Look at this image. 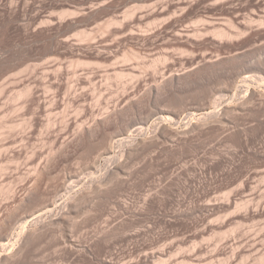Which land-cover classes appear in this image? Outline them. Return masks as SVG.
I'll return each mask as SVG.
<instances>
[{"label": "rangeland", "instance_id": "obj_1", "mask_svg": "<svg viewBox=\"0 0 264 264\" xmlns=\"http://www.w3.org/2000/svg\"><path fill=\"white\" fill-rule=\"evenodd\" d=\"M156 1L0 0V91H2L0 93H3L0 94V126L5 128L0 127V224L12 211L16 212L14 213L16 219H11L14 228L12 239L14 240L10 241V246L17 243L26 225L31 226L32 221L28 217L42 208L39 207V205L43 206L40 201L46 197L43 201L46 202L47 197L51 196L50 193H53L64 181L65 176L73 175L74 179L69 184V191L63 192V196L60 194V197L56 198L59 202L57 206L52 207L55 209L53 217L57 215V211L60 213L61 203L63 202L64 205V200L70 199L68 196H73L81 189H86L94 178H100L107 168L114 166L111 163L112 160L105 161L107 156L104 154L103 146L101 148L99 145L92 150L74 148L75 145L70 146L69 141H73L72 139L78 133L79 124L84 125L85 123L84 127L86 125L88 127L98 119V116L102 117L104 113L114 109L120 110L124 106L128 107L125 103L129 104L127 102H130L132 98L130 104L133 100L140 99L146 91L148 92V89L153 88L156 83L159 84L169 74L189 72L193 70V67L195 69L211 59H231L233 56H240L239 59L237 58L238 61L236 60L238 63L229 62L232 64H230L231 67L227 64V70H223L225 74H222V71L209 74L175 95V98L179 95L177 96L178 108L175 110L179 109L181 115L178 120L179 124L176 125L175 122L172 124L184 128L188 119L194 118V121L196 119L198 121V118L204 116L205 105L212 111H222L229 103L240 100L242 94L245 93L243 90V92L241 90L226 92L231 88L233 79L236 80L235 78L241 76L240 80L237 79L241 83L245 73H255L249 71L250 64L247 63L264 62V51L260 52V49L264 50V25H262L263 28L259 27L261 24L259 21L264 17V3L262 2L264 0H261V4L260 0H236V2L233 0H214L215 2L213 0H187V3H190L189 7L186 6L187 10L179 9L177 13L170 15L171 18L168 16L157 19L150 16L145 18L146 21L143 23H138L139 26L134 18L125 19L127 12L135 9V13L138 9L139 14L145 13L146 10L150 12L152 8L149 10L147 7L155 4ZM207 1L214 5L211 6ZM236 8L239 11L235 10ZM180 11L181 14H179ZM235 12L243 15H238L239 19H242L241 23L238 17L233 15ZM180 17L184 22L181 25L182 18ZM114 19L115 22H125L127 26L130 24L129 28L120 30L119 25L118 27L114 25L111 29H101L102 26L103 28L108 26L111 21L114 22ZM125 20H130V22ZM169 20L171 25L175 21L178 25L175 23L177 27L168 26L171 29L166 27L165 29L169 30L166 32L162 27ZM230 21H234L235 25L239 23L237 28L243 29H241L240 38L238 36L236 41V37L234 41L233 39L220 40L217 37V31L221 29L229 32L234 30L233 33H238L236 27L231 28ZM74 23H77L75 27L72 26ZM177 29L183 34L191 31V37L190 33L187 34L190 38L181 35L176 37L175 35L179 33ZM195 29L198 31L196 34H194ZM158 30L157 37L152 35ZM172 30L177 31V34ZM82 32L94 33L91 38L94 40L85 38L84 42ZM139 52L142 60L128 59L130 61L128 62L125 59L127 58L125 56ZM164 56L168 57V61H163ZM159 57L162 61L158 63ZM72 61H78L76 62L78 68ZM70 63L72 68H70ZM78 63L88 65L82 64L81 67L79 64V67ZM151 65L157 66V70ZM232 67L235 68L232 69ZM232 70L235 73L239 70L238 73L243 75L236 73L237 77L235 73L232 74ZM121 71L123 74L125 72L126 77L128 75V79L124 76L118 78L120 80L116 78L115 73H121ZM22 72L24 75H20ZM227 76L228 79L233 78L232 82L227 79ZM77 77L80 80L79 84L77 83V92L74 91L71 94L65 87L71 81L73 84L76 83ZM24 86H32L34 91L32 98L22 99V101L18 99L19 101L15 102L17 99L14 97L18 94L15 93L16 90L19 92ZM154 97H151L149 101H152H147V104L145 103L146 105L144 104L140 110L130 112L127 119L123 120L124 122L119 121L118 124L106 130V135L116 136L115 140L124 137L129 140H125L126 143L123 144H116L112 156L118 158L128 148L127 145L131 146L135 143L134 139H129L132 138L131 136L134 135L133 137L137 138L139 135H152L156 122H160L157 118L165 115L162 112L170 107L168 106L169 100L168 102L167 99L164 100L165 97H157L160 100ZM164 105L166 109L163 108ZM187 115L190 118H187ZM241 115L236 114L234 116L236 123L225 128L223 132L215 128L200 132L201 134L191 132L190 138L186 144L184 143V154L181 161L169 153L168 149L160 150L155 156L154 154H142L139 158H135V165L132 166L136 169L134 167L131 168L133 171L130 169L132 176L126 178L125 186H112L113 189L111 187L110 190L106 189L110 193L105 194L106 197L96 199V196H92L87 199L88 202H85L86 200L79 202L82 203L77 204L80 209L79 207L76 209L78 211L72 214L69 221L62 226L63 228L53 229L54 232L52 231L51 235L47 232L49 236L44 233L45 237L42 232L40 241L38 240L25 256L27 260L24 259L23 261H26L20 264H114L113 261L117 264L123 263L122 260L136 263L145 254L152 255L153 253L160 257V260L162 259L160 262L159 258H156L158 260H155L153 264H164L165 261V264H224L225 262L226 264H261V262L264 264V115ZM48 120L51 126H47ZM140 123H146L144 130L146 133L143 131L142 135V131L136 132V127H139ZM14 125H18L15 130L11 129ZM253 125L259 131L255 132L256 134L250 132L251 137L249 134L247 143L234 139L235 129H244ZM63 146H68L66 148L68 152L65 155L59 153ZM99 147L100 150H98ZM51 155L55 160L57 159V162L51 168L52 175L46 177L41 183L42 192L39 197L41 199L36 201L40 203H34V206L29 207L30 209L26 207L19 208L22 211L19 210L17 208L19 199L23 198L28 193L27 190L36 184L38 168L41 170ZM94 158L99 161L97 162ZM94 162H97V165L93 167ZM183 167L184 172L181 174ZM48 190L52 192L49 193ZM49 198L52 199V197ZM100 198L105 202L102 199L100 202ZM228 203H231V206ZM219 206H221L220 209H218ZM87 207L91 210L89 211ZM179 212L182 215L184 213V216L181 217ZM34 224H36L35 221ZM34 224L32 225L35 226ZM108 230L110 234L112 233L110 236L112 238L106 240L102 238V234L109 232ZM68 238L71 239V243L66 241ZM11 247L10 249H13ZM0 249V254L4 253L2 252L4 248L0 246Z\"/></svg>", "mask_w": 264, "mask_h": 264}, {"label": "bare ground", "instance_id": "obj_2", "mask_svg": "<svg viewBox=\"0 0 264 264\" xmlns=\"http://www.w3.org/2000/svg\"><path fill=\"white\" fill-rule=\"evenodd\" d=\"M204 1V0H203ZM214 1V0H213ZM216 1V0H215ZM214 1V2H215ZM221 1V0H220ZM229 1H232V0H229ZM228 1V2H229ZM233 1H235L236 2V0H233ZM208 2V1H207ZM261 2V0L259 1V3ZM263 3H264V1H262ZM104 3V2H103ZM209 3V2H208ZM212 2H210L209 4L211 5V6H213L214 5V3L213 4H211ZM230 3H232V2H230ZM262 3V4H263ZM189 4L190 3H187V0H157L156 1V3L155 4H153V5H150L149 7H147V6H145V8L147 7V9H151L152 8V10H150V12H148L146 9V11H144L145 13H138V9H137V13H135V10L134 11H132V12H127V14H126V17L127 18H125V19H129L130 18V20H132L133 18H134V20H135V22L137 23V25L139 26L140 24H138V23H143L144 21H146V19H147V17H156L157 19L158 18H160V17H162V18H165V17H170V15L172 14V15H174L173 13L174 12H176L177 10H187L186 9V6L188 5V7H189ZM216 4H217V2H216ZM215 4V5H216ZM235 4V3H234ZM261 4V3H260ZM101 5V4H100ZM264 5V4H263ZM262 5V6H263ZM151 6H153V7H151ZM261 6V7H262ZM93 7H94V5H93ZM113 7V6H112ZM142 7H143V5H142ZM191 7V6H190ZM264 8V7H263ZM132 9V8H131ZM141 9V8H140ZM144 9V7L142 8V10ZM235 10H238L237 8L235 9ZM234 10V11H235ZM91 11V10H90ZM131 11V10H130ZM239 11V10H238ZM139 12H140V10H139ZM146 12H148V13H146ZM63 13V12H62ZM69 13V12H68ZM177 13V12H176ZM234 13V12H233ZM236 13L237 12H235V14H233V15H235V16H237L238 17V13H237V15H236ZM264 13V12H263ZM179 14H181V11H180V13ZM241 14V13H240ZM90 15V14H89ZM264 15V14H263ZM60 16H61V14H60ZM62 16H64L63 14H62ZM67 16V15H66ZM65 16V17H66ZM78 16V14L76 15V17ZM88 16V15H87ZM239 16H243V15H239ZM90 17V16H89ZM131 17H132V19H131ZM236 17V18H237ZM246 17V16H245ZM244 17V18H245ZM261 17V16H260ZM88 18V17H87ZM146 18V19H145ZM171 18V17H170ZM169 18V19H170ZM182 17H180V19H181ZM235 18V17H234ZM73 19V18H72ZM83 19V18H82ZM145 19V20H144ZM149 19V18H148ZM168 19V18H167ZM167 19H166V21H167ZM179 19V18H178ZM179 19V20H180ZM238 19H239V17H238ZM253 18H251V20H252ZM61 20V19H60ZM79 20V19H78ZM111 20H113V19H111ZM130 20H125V21H129L130 22ZM162 20V19H161ZM160 20V21H161ZM177 20V19H176ZM178 20V21H179ZM234 20V19H233ZM240 20H242L241 18L238 20L239 21V23H241V21ZM250 20V19H249ZM87 21V20H86ZM110 21V20H109ZM175 21V20H174ZM180 21H181V23H180ZM179 21V23H180V25L181 24H183L184 22H183V18H182V20H180ZM237 20H235V22H236ZM257 21V20H256ZM51 22V21H50ZM80 22H82V21H80ZM158 22V21H157ZM183 22V23H182ZM234 21H230L229 22V24H230V26H231V28H233V27H236V31H238V33L236 32V33H233V32H235L234 30H233V32H229L228 30L227 31H225V29H221V30H219V31H217V37L218 38H220V40H232V41H234V38H235V41L238 39V36H239V38H240V35L242 34V32H241V29L239 30L238 28H237V24L239 25V23H236V25L234 24L235 23ZM244 22V21H243ZM261 24L259 25V27L260 26H262V25H264V17L263 18H261L260 19V21H259ZM159 23V22H158ZM175 23H176V21H175ZM175 23L173 24V25H171L172 23L170 22V20H169V22H167V23H164V24H166L165 26H163L162 28H163V30L167 27V29L169 28L168 26H175ZM250 23H252V22H250ZM107 24V23H106ZM105 24V25H106ZM127 24V23H126ZM155 24H156V22H155ZM154 24V25H155ZM228 24V25H229ZM243 24V23H242ZM242 24H240V25H242ZM254 24V23H253ZM77 25V23H74L72 26H76ZM81 25V24H80ZM114 25H115V27H118V25L120 26V30H125V29H127V28H129V25L127 26V25H125V22H120V21H116L115 22V19H114V22H112L111 21V23H108V26H104V28H103V26H102V28L101 29H105V28H110L111 29V26H113L114 27ZM135 26H136V24H134ZM176 25H178L177 23H176ZM251 25V24H250ZM249 25V26H250ZM134 26V27H135ZM82 27H83V24H82ZM154 27V26H153ZM175 27H177V26H175ZM247 27V26H246ZM77 28V27H76ZM158 27H156V29H157ZM261 28H263V26L261 27ZM100 29V30H101ZM167 29H165L164 31H169V30H167ZM169 29H171V28H169ZM175 29V28H174ZM106 30V29H105ZM114 30V29H113ZM116 30V29H115ZM184 30V29H183ZM182 30V31H183ZM196 30V29H195ZM194 30V31H195ZM243 30V29H242ZM110 31V30H109ZM162 31V30H161ZM173 31V30H172ZM177 31L179 32V30L177 29ZM177 31H173V32H175V34H177ZM245 31V30H244ZM244 31H243V33H244ZM101 32V31H100ZM106 32V31H105ZM151 32H152V30H151ZM150 32V33H151ZM180 32H181V30H180ZM178 33L177 35H175L176 37L178 36V37H180V35L183 37V36H186L187 37V34H189L190 35V37H191V31L188 33H186V34H183L182 32V34L181 33ZM185 32V31H184ZM193 32V31H192ZM83 33V32H82ZM158 33H159V30L158 31H154L153 32V34L152 35H154L155 37H157L158 36ZM162 33H163V31H162ZM196 33H198V31L196 30L195 31V33L194 34H196ZM103 34V33H102ZM201 34V33H200ZM92 35H94V33H90V34H88V32H86V33H83V35H81L82 36V39H83V41L85 40L86 41V39H91L92 38ZM189 35H188V37L187 38H190L189 37ZM199 35V34H198ZM197 35V36H198ZM215 35V34H214ZM244 36V35H243ZM94 37V36H93ZM86 38V39H85ZM159 39V38H158ZM217 39V38H216ZM92 40V39H91ZM90 40V41H91ZM94 40V39H93ZM92 40V41H93ZM84 41V42H85ZM87 41H89V40H87ZM89 41V42H90ZM218 41V40H217ZM228 41H226V42H228ZM81 43V42H80ZM87 43V42H86ZM219 43V42H218ZM230 43V42H229ZM84 46V45H83ZM94 46V45H93ZM72 47V46H71ZM90 47V46H89ZM106 47V46H105ZM109 48V47H108ZM96 49V48H95ZM106 49H107V47H106ZM110 49V48H109ZM262 49H263V47H262ZM259 50V49H258ZM261 51H264V50H261L260 49V52ZM102 52V51H101ZM98 54V53H97ZM126 54V53H125ZM132 54V53H131ZM131 54L128 56H125V57H127V58H125L126 60H142L141 59V54H140V52L139 53H134V55L132 54V56H131ZM251 54H253V53H251ZM258 54V53H257ZM99 55V54H98ZM245 55V54H244ZM256 55V54H255ZM161 57V56H160ZM159 57V58H160ZM238 57H240V56H238ZM238 57H235V56H233V58H231V59H221V58H217V60H208L204 65H200V66H197L195 69H194V67L192 68L193 70H189V72L188 71H184L183 73H175V74H169V76L167 77L166 75V78H164V79H162L163 81H159L158 83L159 84H157L156 83V85L152 88L151 87V89L149 90L148 89V92L146 91V94H144V96L142 95V97L140 98V99H137V100H133V102L130 104V102L132 101V99H131V101L129 102H127L126 100V102L127 103H129V104H126L125 103V105H128V107L127 106H124V107H122L121 109L119 108V106H118V108L120 109V110H113V111H109L108 113H104L103 114V116L102 117H97L98 119L91 125V124H89L88 125V127H87V125H86V127H84V125H85V123H84V125L83 124H81V125H83V127L79 124V130H78V133L76 134V136L72 139L73 141H69L70 142V146L72 145H75L76 147H74V148H77V147H80V148H87V149H91L92 150V148H94V147H97V146H101V148H102V146H103V149H104V154L107 156V160H105V161H108V160H112L113 162H111V163H113V165L114 166H111L110 168H105L106 169V171H105V173L101 176L100 174V176H98V177H100V178H98V179H96V178H94L93 179V181H91V184L90 185H88V187L85 189L84 188V190L83 189H81V191L80 192H78L77 193V191H76V193L77 194H75V195H73V196H68V197H70V199L69 200H67V201H65L64 200V205L61 203V205H62V210H60V213H58L59 211H57V215H54V217H53V213H54V210L55 209H52V207L54 206V205H56L57 206V204H58V202L59 201H57L56 200V198L61 194L62 196H63V192L65 193V192H68L69 191V189H70V185L69 184H71L70 182H71V180H73L74 178H72V176H65L66 178H63L64 179V181H62L61 182V184L59 185V186H57V188L55 189V191H53V193H50V191L48 190V192L51 194V196H48L47 198H48V200L46 199V202H43L44 200H45V198H44V200L42 199V201H40V199L41 198H39L40 197V192H42L41 191V183H42V181L46 178V177H48V176H50V175H52L51 173V171H52V167H54V165H56V160L53 158V156L51 155V158H49L48 160H47V163H46V165L45 166H43L42 167V169L41 170H39V168H38V171L36 172V177H37V182H35L36 184L33 186V185H31V186H33L30 190H27L28 191V193L27 194H25V196L23 197V198H20L19 199V201H18V204H17V208L19 209V208H21V209H23V208H26V207H31L34 203H38V202H36L37 200H39L40 202V204H42L43 203V206L41 205H39V207H42V208H40L39 210H36V211H38V212H35V213H32V215H30L29 217H28V219H30V221H32V224H34V221H35V223L36 224H34L35 226H33L32 224H31V226L30 227H28V225H26L25 226V228H23V232H22V234H21V236L20 235H18V236H20L18 239H17V243L16 244H14L12 247L10 246V241H12V240H14V239H12V236L14 235V228H13V226H12V222H11V219L13 220V219H16V217L14 216L15 214L14 213H16V212H14L13 213V211H12V213L4 220V221H2V223L0 224V246L2 247V248H4V250L2 251V252H4V253H2V254H0V264H20L21 262L23 263V262H25L27 259H26V255H27V253L29 252V249L31 248V247H33L37 242H38V240L40 241V236H41V233L43 232V234L44 233H46V236L48 235L47 234V232H49L50 233V235H51V233H52V231L54 232V230L57 228H61L64 224H66L67 223V221H69V218H71L72 217V214H74L75 212H77L76 211V209H78V203L79 202H82V201H84V200H86L85 202H88V200L87 199H89L90 197L92 198V196H96L97 198L96 199H98V197H106L105 196V194H110V193H108V191L106 190V189H108V190H110L111 188L113 189V187L112 186H119V185H126L125 184V180H126V178L128 179L129 177H130V175L132 176V174H131V171H130V169L132 168V167H134V166H132L133 164H134V160H135V158H139V156L141 155L142 156V154L143 155H150V154H154V156L155 155H157L158 154V152L160 151V150H163V149H168V151H169V153H171L178 161H181L183 158H182V155L184 154V143L186 144V141L188 140V138H190L189 137V135L191 134V132H194V133H202V132H204V131H207V130H209V129H211V128H213V130H214V128L215 129H217L218 131H224V130H226L227 129V127H230V125H232V124H234V123H236L235 121H234V116H236V114H244V115H251V116H258V115H264V62H258L257 61V63L255 64V63H253V64H255V65H253V64H251L250 62L249 63H247L249 66H250V68H249V71H254L255 73H253V72H247V73H245L244 74V76L242 77V80H241V83L240 82H238L239 80H240V77H238L237 76V74L236 73H238V71L235 73V71L233 72V70H232V74L233 73H235L236 74V76L238 77V78H235V76H231L230 75V77H234L236 80H234L233 78H231V79H233V82H232V80L230 79V77H229V79H228V76H227V79L230 81L231 80V82H232V86H231V88L228 90V91H226V92H229L230 93V91L232 92V91H240L241 90V92H245V93H243L242 94V98L240 97V100H237V101H233V102H231V103H229L227 106H226V108L225 109H223L222 111H212V110H210V108H206L205 106H207V105H205L204 106V116L202 117V118H198V121H197V119H196V121H194L193 119V121L192 120H189L188 119V121L185 123V127L184 128H180L179 126L178 127H176V125L177 124H179V122H178V120H180V113H181V111L179 112L178 110L179 109H177V110H175L176 108H178V105H177V102L179 101V100H177V96H179V95H177L176 96V98H175V95L176 94H178L179 92H181L184 88H186L187 86H190L191 84H195V83H197V82H199L202 78L204 79V77L206 76L207 77V75H209V74H213V73H218V72H220V71H222L223 72V70L224 71H226L227 69H226V67H227V64L230 66V64H229V62H235L236 60L238 61ZM253 57H255V56H253ZM261 57V56H260ZM162 58V57H161ZM159 59V61L157 60V62L159 63L160 61H162V59ZM168 58V57H167ZM165 56H164V60L163 61H168V59H167ZM238 58V59H237ZM256 58V57H255ZM246 59V58H245ZM128 60V62H130ZM253 60V59H252ZM79 61V60H78ZM78 61H75V62H73L72 61V63H76V62H78ZM125 61V60H124ZM236 61V62H237ZM12 62V61H11ZM80 62H81V60H80ZM248 62V61H247ZM256 62V61H255ZM13 63V62H12ZM85 63V62H84ZM84 63H78V65L80 64L81 65V67L83 66V65H86V64H84ZM155 63H156V61H155ZM163 63V62H162ZM166 63V62H165ZM238 63V62H237ZM259 63V66L257 65ZM9 64V63H8ZM83 64V65H82ZM149 64V63H148ZM234 65H235V63H233ZM73 65V64H72ZM77 65V63L75 64V66ZM80 65H79V67H80ZM88 65V64H87ZM156 65V64H155ZM232 65V64H231ZM238 65V64H237ZM239 65H240V63H239ZM1 66V65H0ZM5 66V65H4ZM9 66V65H8ZM70 66H71V63H70ZM144 66V65H143ZM146 66V65H145ZM144 66V67H145ZM152 66V65H151ZM154 66V65H153ZM152 66V68H156L157 66H155V67H153ZM29 67V66H28ZM35 67V66H34ZM61 67V66H60ZM74 67V66H73ZM77 67V66H76ZM160 67V66H159ZM231 67V66H230ZM236 67V66H235ZM235 67H232V69L233 68H235ZM238 67V66H237ZM13 68V67H12ZM11 68V69H12ZM29 68H31V67H29ZM59 68V67H58ZM62 68V67H61ZM70 68H72V66L70 67ZM78 68V67H77ZM146 68H147V66H146ZM150 67H148V69H149ZM229 68V67H228ZM25 69H28V68H25ZM34 69V68H33ZM74 69V68H73ZM76 69V68H75ZM142 69H143V67H142ZM145 69V68H144ZM226 69V70H225ZM230 69V68H229ZM237 69V68H236ZM251 69V70H250ZM6 70V69H5ZM61 70V69H60ZM146 70V69H145ZM153 70V69H152ZM156 70H157V68H156ZM158 70H159V68H158ZM34 71V70H33ZM32 71V72H33ZM51 71V70H50ZM54 72H55V70H53ZM52 71V72H53ZM56 71H58V69L56 70ZM142 71V70H141ZM229 71V70H228ZM1 72V71H0ZM20 72V71H19ZM26 72V71H25ZM49 72V71H48ZM53 72V73H54ZM55 73H57V72H55ZM60 73V72H59ZM120 72H118V73H115V75L117 74V76H116V78L118 79V78H121V77H126V74H125V72H124V74L122 73V71H121V73L119 74ZM155 73H157L156 71H155ZM159 73V72H158ZM230 74H231V71L229 72ZM17 74V73H16ZM45 74V73H44ZM46 74H47V72H46ZM219 74H221V73H219ZM222 74H225L224 72L222 73ZM234 74V75H235ZM238 74H240V73H238ZM20 75H24L23 74V72H22V74H20ZM108 75V74H107ZM114 75V76H115ZM135 75V74H134ZM137 75V74H136ZM240 75H243L242 73L240 74ZM16 76H18V75H16ZM110 76V75H109ZM215 76H217V75H215ZM57 77V76H56ZM111 77V76H110ZM129 77H130V74H129ZM131 77H132V74H131ZM134 77V76H133ZM136 77V76H135ZM223 77V76H222ZM76 78V77H75ZM78 79H77V81L79 80V77H77ZM113 78V77H112ZM127 79H128V75H127V77H126ZM136 78H138V76L136 77ZM14 79V78H13ZM114 79V78H113ZM123 80H124V78H122ZM226 79V78H225ZM237 79H239V80H237ZM110 80V79H109ZM118 80H120V79H118ZM135 80V79H134ZM76 81V83H74L73 84V82L71 81V83H69V84H67V87H65L66 88V90H67V92H69V93H71L72 94V92L74 93V91H76V87H78V84H79V82H80V80L77 82ZM122 81V80H121ZM157 82V81H156ZM222 82H223V80H222ZM14 83V82H13ZM78 83V84H77ZM130 83V82H129ZM131 83H132V81H131ZM220 83V82H219ZM224 83V82H223ZM27 84V83H26ZM82 84V83H81ZM128 84V83H127ZM133 84V83H132ZM226 84V83H225ZM125 86V85H124ZM220 86H222V85H220ZM228 86H230L229 85V83H228ZM49 87H50V85H49ZM194 87V86H193ZM192 87V88H193ZM224 87V86H223ZM47 88V87H46ZM219 88V87H218ZM227 88H229V87H227ZM227 88H226V90H227ZM3 89V88H2ZM1 89V90H2ZM5 89V88H4ZM16 89V88H15ZM125 89V88H124ZM189 89V88H188ZM211 89V88H210ZM222 89V88H221ZM19 90V89H18ZM46 90H49V89H46ZM185 90V89H184ZM198 90V89H197ZM225 90V89H224ZM243 90V91H242ZM50 91V90H49ZM48 91V92H49ZM190 91V90H189ZM217 91V90H216ZM238 91V92H239ZM0 92H2V91H0ZM10 92V91H9ZM33 88H32V86H24V88L21 90H19V92H17V90H16V92L15 93H18V94H16L15 96L16 97H14V99H17L16 101L14 100V99H12V100H14L15 102H17V101H19L18 99H21V101H22V99H31L32 98V96H33ZM77 92V91H76ZM225 92V93H226ZM5 93V92H4ZM68 93V94H69ZM211 93V92H210ZM224 93V92H223ZM0 94H3V93H0ZM12 94V93H11ZM10 94V95H11ZM13 94H14V90H13ZM70 94V95H71ZM201 94V93H200ZM203 94V93H202ZM215 94V93H214ZM211 95V94H210ZM225 95V94H224ZM240 95H241V93H240ZM5 96V95H4ZM75 96V95H74ZM83 96V95H82ZM153 96H155L154 97V99L155 98H157V97H159V98H161V97H165V99L164 100H166L167 99V102H168V100H169V105L168 106H170V107H168L167 109L165 108L166 106L164 105L163 106V108H165L166 109V111L165 112H162L163 114L165 113V115H163V116H161V117H159V118H157V119H159V121L160 122H156V126H155V129H153V133H152V135L150 136L149 134H148V136H145V135H143V136H137V138L136 137H133V136H131L132 138H129V139H134L133 141H135V143H133V144H131V146L129 145H127V147L128 148H126V150H124L122 153H121V155L120 156H118V158L116 157V156H112V152H113V149L115 148V145L116 144H123L124 142L126 143V141L128 140H126V138L124 137V138H121V139H117V140H115V137H113L112 135L110 136V134H107L106 135V130L110 127V126H114L117 122H121V121H123L124 119L126 120L127 118V116H129L128 114H130V112H134L135 110H140V108L147 102V101H149L150 99H151V97H153ZM190 96H191V94H190ZM193 96V95H192ZM201 96V95H200ZM206 96V95H205ZM212 96H213V93H212ZM211 96V97H212ZM226 96V95H225ZM12 97V96H11ZM167 97V98H166ZM168 97H169V99H168ZM175 98V100H173L174 98ZM211 97H209V98H211ZM159 98H157V99H159ZM7 99H8V97H7ZM180 99V98H179ZM238 99V98H237ZM160 100V99H159ZM177 100V101H176ZM205 100V99H204ZM211 100H212V98H211ZM11 101V100H10ZM55 101V100H54ZM69 101V100H68ZM124 101V102H125ZM152 101V100H151ZM151 101H149V102H151ZM156 101V100H155ZM158 101V100H157ZM162 101V100H161ZM208 101V100H207ZM7 102V101H6ZM24 102V101H23ZM31 102V101H30ZM166 102V103H167ZM184 102V101H183ZM205 102H206V100H205ZM211 102H213L214 103V101H211ZM210 102V103H211ZM26 103V102H25ZM70 102H68V104H69ZM180 103V102H179ZM178 103V104H179ZM213 103H212V105H213ZM5 104V103H4ZM17 104V103H16ZM19 104V103H18ZM67 104V105H68ZM124 104V103H123ZM147 104V103H146ZM145 104V105H146ZM158 104H159V102H158ZM20 105V104H19ZM22 105V104H21ZM39 105V104H38ZM71 105V104H70ZM180 105V104H179ZM211 105V106H212ZM23 106V105H22ZM161 106H162V104H161ZM161 106H160V108H161ZM182 106V105H181ZM209 106V105H208ZM17 107H19V106H17ZM16 107V109L18 110V108ZM21 107V106H20ZM72 107V106H71ZM70 107V108H71ZM127 107V108H126ZM23 108V107H22ZM37 108V107H36ZM79 108H81V107H79ZM158 108V107H157ZM180 108V107H179ZM182 108V107H181ZM12 109V108H11ZM26 109V108H25ZM173 109V110H172ZM14 110V109H13ZM16 110V111H17ZM78 110V109H77ZM80 110V109H79ZM153 110V109H152ZM161 110V109H160ZM175 111V112H172V111ZM183 110V109H182ZM217 110H219V109H217ZM20 111H21V109H20ZM185 111V110H184ZM35 112V111H34ZM80 112V111H79ZM153 112V111H152ZM159 112V111H158ZM66 113V112H65ZM157 113V112H156ZM24 114H25V112H24ZM134 114V113H133ZM148 114V113H147ZM157 115H158V113H157ZM160 115V114H159ZM191 115V114H190ZM241 115V116H242ZM188 116V115H187ZM192 116V115H191ZM18 117V116H17ZM21 117V116H20ZM66 117V116H65ZM149 117V116H148ZM193 117V116H192ZM237 117H238V115H237ZM67 118V117H66ZM100 118V119H99ZM186 118V117H185ZM187 118H190V116H188ZM186 118V119H187ZM262 118V117H261ZM23 119H24V117H23ZM31 119H32V117H31ZM78 119V118H77ZM96 119V118H95ZM236 119V118H235ZM11 120H13V119H11ZM16 120V119H15ZM149 120V119H148ZM25 121H27L26 119H25ZM24 121V122H25ZM64 121V120H63ZM81 121V120H80ZM130 121V120H129ZM147 121V120H146ZM186 121V120H185ZM260 121V120H259ZM65 122V121H64ZM124 122V121H123ZM176 123V125H173V124H175ZM30 122H28V124H29ZM53 123V122H52ZM62 123V122H61ZM76 123V122H75ZM125 123H127V122H125ZM173 123V124H172ZM264 123V122H263ZM2 124V123H1ZM4 124V123H3ZM18 124V123H17ZM24 124V123H23ZM66 124V123H65ZM69 124V123H68ZM88 124V123H87ZM118 124V123H117ZM123 124V123H122ZM141 125H139V127H136V132H140V131H142L141 132V135H142V133H143V131L145 130V124L146 123H140ZM261 124V123H260ZM7 125V124H6ZM8 125H9V123H8ZM52 124H51V122L49 123V120H48V125L47 126H51ZM263 125V124H262ZM10 126V125H9ZM18 125H14V126H12L11 127V129L12 128H14V130L16 129V127H17ZM22 126V125H21ZM29 126V125H28ZM67 126H69V125H67ZM130 126V125H129ZM233 126V125H232ZM264 126V125H263ZM0 127H2V126H0ZM32 127V126H31ZM77 127H78V124H77ZM81 127V128H80ZM2 128H4V127H2ZM6 128H7V126H6ZM21 128V127H20ZM20 128H18V129H20ZM51 128V127H50ZM68 128V127H67ZM135 128V127H134ZM226 128V129H225ZM5 129V128H4ZM22 129V128H21ZM27 129V128H26ZM48 129V128H47ZM78 129V128H77ZM126 129V128H125ZM124 129V130H125ZM128 129V128H127ZM53 130V129H52ZM29 131V130H28ZM127 131V130H126ZM257 131H259L258 129H257V127L255 128V126L253 125V126H248V127H245L244 129H235V131H233L232 133H233V136H234V139L236 138L237 140H238V142L240 141V142H244V141H246L247 140V137L249 136V134H250V132H252L253 134H256L255 132H257ZM8 132V131H7ZM11 132H12V130H11ZM10 132V133H11ZM145 133H146V131H144ZM221 132V133H222ZM226 132V131H225ZM2 133H5V132H3L2 131ZM9 133V132H8ZM8 133H7V135H8ZM18 133H19V131H18ZM24 133V132H23ZM52 133V132H51ZM108 133V132H107ZM110 133V132H109ZM130 133H132V132H130ZM197 133V134H198ZM200 133V134H201ZM6 134V133H5ZM15 134V133H14ZM75 134V133H74ZM125 134V133H124ZM193 134V133H192ZM3 135V134H2ZM7 135H5V137L7 136ZM25 135V134H24ZM118 135V134H117ZM138 135V134H137ZM194 135V134H193ZM218 135V134H217ZM4 136V135H3ZM10 136V135H9ZM8 136V137H9ZM20 136V135H19ZM23 136V135H22ZM29 136V135H28ZM120 136V135H119ZM191 136V135H190ZM233 136H232V139H233ZM0 137H1V135H0ZM4 137V138H5ZM18 137V136H17ZM121 137V136H120ZM250 137H251V134H250ZM19 138H21V137H19ZM24 138V137H23ZM58 138H59V136H58ZM9 139H10V137H9ZM49 139H50V137H49ZM2 140V139H1ZM4 140V139H3ZM12 140V139H11ZM24 140H25V138H24ZM23 140V141H24ZM126 140V141H125ZM248 140H249V138H248ZM65 141H66V139H65ZM129 141V140H128ZM132 141V140H131ZM7 142V141H6ZM64 142V141H63ZM69 142H67L68 144V146H69ZM248 141H246V143H247ZM2 143V142H1ZM234 143V142H233ZM4 144V143H3ZM62 145V144H61ZM65 145H66V143H65ZM11 146V145H10ZM68 146H63V149L61 150V152H59L61 155L62 154H64L65 155V153H67L68 151H67V147ZM123 148V147H122ZM4 149H6V148H4ZM15 149V148H14ZM89 149V150H90ZM7 150H8V148H7ZM70 150H71V148H70ZM95 150V149H94ZM98 150H100V147H99V149ZM102 150V149H101ZM115 150V149H114ZM2 151V150H1ZM75 151V150H74ZM87 151V150H86ZM12 152V151H11ZM90 152V151H89ZM101 152V151H100ZM166 152V151H165ZM5 153V152H4ZM92 153V152H91ZM57 154V153H56ZM59 154V155H60ZM84 154H85V152H84ZM89 154V153H88ZM87 154V155H88ZM104 154H101L102 156H104ZM166 154V153H165ZM90 155V154H89ZM101 155H99V156H101ZM170 155V154H169ZM260 155H261V153H260ZM259 155V156H260ZM263 155V154H262ZM56 156V155H55ZM83 156V155H82ZM85 156V155H84ZM101 156V157H102ZM264 156V155H263ZM58 157V156H57ZM56 157V158H57ZM67 157V156H66ZM65 157V158H66ZM168 157V156H167ZM5 158V157H4ZM9 158V157H8ZM13 158V157H12ZM69 158V157H68ZM82 158V157H81ZM100 158V157H99ZM261 158H262V156H261ZM264 158V157H263ZM84 159V158H83ZM95 159V158H94ZM13 160V159H12ZM96 160V159H95ZM100 160H102V159H100ZM97 162L99 161V160H96ZM137 161V160H136ZM5 162V161H4ZM91 162V161H90ZM97 162H94L95 164H93V167H94V165H97L96 163ZM144 162V161H143ZM263 162V161H262ZM109 164V163H108ZM112 165V164H111ZM135 165V164H134ZM99 166V165H98ZM108 166V165H107ZM110 166V165H109ZM108 166V167H109ZM88 167V166H87ZM135 168V167H134ZM152 168V167H151ZM94 169V168H93ZM136 169V168H135ZM132 171H133V169H131ZM3 171V170H2ZM55 172H56V170H55ZM184 172V167L181 169V174ZM134 173V172H133ZM72 174V173H71ZM83 174V173H82ZM95 175V174H94ZM179 175V174H178ZM20 176V175H19ZM76 176V175H75ZM17 177V176H16ZM23 177V176H22ZM53 177V176H52ZM78 177V176H77ZM25 178V177H24ZM131 178V177H130ZM173 178V177H172ZM36 179V178H35ZM53 179V178H52ZM20 180H22V179H20ZM49 180H51V178H49ZM48 180V181H49ZM90 180V179H89ZM179 180V179H178ZM48 181H47V184H48ZM73 182V181H72ZM76 182V181H75ZM174 182V181H173ZM74 183V182H73ZM72 183V184H73ZM127 183V182H126ZM168 183H170L171 184V182H168ZM88 184V183H87ZM128 184H129V182H128ZM2 185V184H1ZM54 186V185H53ZM86 186V185H85ZM171 186V185H170ZM169 186V187H170ZM75 187V186H74ZM77 187V186H76ZM80 187V186H79ZM111 187V188H110ZM123 187V186H122ZM159 187V186H158ZM163 187V186H162ZM161 187V188H162ZM1 188V187H0ZM46 188V187H45ZM52 188V187H51ZM161 188H160V190H161ZM165 188H168V187H165ZM10 189V188H9ZM12 189V188H11ZM13 189H15V188H13ZM163 189H164V187H163ZM171 189V188H170ZM16 190V189H15ZM167 190V189H166ZM44 191V190H43ZM72 191H74V190H72ZM158 191V190H157ZM157 191H155V192H157ZM163 191H165V190H163ZM168 191V190H167ZM46 192V191H45ZM52 192V191H51ZM75 192V191H74ZM107 192V193H106ZM6 193V192H5ZM12 194H13V192H11ZM18 193V192H17ZM161 193H162V191H161ZM7 194V193H6ZM10 194V193H9ZM45 194V193H44ZM46 194H47V192H46ZM113 195V194H112ZM154 195V194H153ZM159 195V194H158ZM162 195V194H161ZM166 195V194H165ZM11 196V195H10ZM14 196V195H13ZM20 196V195H19ZM44 196V195H43ZM9 197V196H8ZM49 197H52V199L51 198H49ZM60 197V196H59ZM148 197V196H147ZM153 197V196H152ZM110 198V197H109ZM263 198V197H262ZM50 199V200H49ZM59 199V198H58ZM68 199V198H67ZM102 198H100L99 200H101ZM150 199V198H149ZM18 200V199H17ZM103 200V199H102ZM102 200L100 201V202H102ZM108 200V199H107ZM97 201V200H96ZM104 201V200H103ZM149 201V200H148ZM15 202H16V200H15ZM105 202V201H104ZM145 202H147L146 201V199H145ZM228 202V201H227ZM261 202V201H260ZM38 203V204H39ZM84 203V202H83ZM95 203V202H94ZM126 203V202H125ZM246 203V202H245ZM82 203H79V205H81ZM86 204V203H85ZM89 204V203H88ZM103 204V203H102ZM124 204V203H123ZM229 204V203H228ZM231 204V203H230ZM229 204V205H230ZM232 204H233V202H232ZM239 203H237V205H238ZM35 205V204H34ZM33 205V206H34ZM94 205V204H93ZM92 205V206H93ZM125 205V204H124ZM236 205V206H237ZM240 205V204H239ZM245 205V204H244ZM259 205V204H258ZM83 206V205H82ZM89 206V205H88ZM231 206V205H230ZM246 206H248V205H246ZM37 207V206H36ZM77 207V208H76ZM95 207V206H94ZM220 207L221 206H219V208L218 209H220ZM228 207V206H227ZM255 207V206H254ZM16 208V209H17ZM35 208V207H34ZM58 209H59V207H57ZM56 208V209H57ZM82 208V207H81ZM88 208V207H87ZM96 208V207H95ZM234 208V207H233ZM236 208H238V207H236ZM239 208H241V207H239ZM245 208H247L248 209V207H245ZM15 209V208H14ZM17 209V211H19V210H21V209H19L18 210ZM30 209V208H29ZM79 209H80V207H79ZM89 209V208H88ZM94 209V208H93ZM92 209V210H93ZM35 210V209H34ZM91 209H89V211H90ZM259 210V209H258ZM257 210V211H258ZM14 211H16V210H14ZM22 211V210H21ZM26 211V210H25ZM29 211V210H28ZM30 211H32V210H30ZM29 211V212H30ZM62 211V212H61ZM95 211V210H94ZM87 212V211H86ZM88 213H91V212H88ZM87 213V214H88ZM180 213V212H179ZM18 214V213H17ZM50 214V215H49ZM48 215V217H46ZM179 215H181V217L182 216H184V213H183V215L180 213ZM188 215V214H187ZM24 216V215H23ZM74 216V215H73ZM177 216H178V214H177ZM15 217V218H14ZM51 217V218H50ZM25 218V217H24ZM47 218H50L49 220L47 219ZM26 219V218H25ZM27 219V220H28ZM73 219V218H72ZM26 220V221H27ZM71 220V219H70ZM25 221V220H24ZM29 221V220H28ZM29 224V223H28ZM33 226V227H32ZM63 228V227H62ZM78 228H79V226H78ZM54 229V230H53ZM58 229V230H59ZM112 230H113V228H112ZM111 230V231H112ZM46 231V232H45ZM109 231V230H108ZM104 232V231H103ZM234 232V231H233ZM119 233V232H118ZM112 234V233H111ZM111 234H110V231L109 232H104L102 235V238H104V239H106L107 240V238H110V236H111ZM115 234V233H114ZM222 235H224V234H222ZM245 235V234H244ZM44 237H45V234L43 235ZM49 236V235H48ZM116 236V235H115ZM114 236V237H115ZM50 237H52V236H50ZM70 237V236H69ZM101 237V236H100ZM43 238V237H42ZM41 238V239H42ZM65 238H67V237H65ZM102 238H100V239H102ZM112 238V237H111ZM110 238V239H111ZM45 239V238H44ZM68 243L70 242L71 243V239L70 238H68V240H66ZM102 241V240H101ZM105 241V240H104ZM109 241H111V240H109ZM108 241V242H109ZM66 242V243H67ZM41 243V242H40ZM15 246V247H14ZM103 246V245H102ZM10 247L11 248H13V249H10ZM181 247V246H180ZM12 250V251H10V250ZM180 249V248H179ZM181 249H183V248H181ZM1 250V249H0ZM166 250V249H165ZM164 251V250H163ZM169 251H171V250H169ZM199 251V250H198ZM167 252H168V250H167ZM180 252V251H179ZM166 253V252H165ZM155 253H153L152 255L151 254H149V255H146L145 254V256L144 257H142V258H140L136 263H133L134 261H132L131 263H129L130 262V260H128V261H125V260H122V261H124L123 263L122 262H120V263H117V264H153L154 262H155V260L157 261L158 259H156V258H159V261L161 262V260H160V257H158L156 254L154 255ZM161 255V254H160ZM163 255H165V254H163ZM261 255V254H260ZM236 256V255H235ZM242 257V256H241ZM28 258V257H27ZM162 258V257H161ZM216 258V257H215ZM218 258V257H217ZM237 258H238V256H237ZM244 258V257H243ZM24 259H26L25 261H23ZM213 259V258H212ZM228 259V258H227ZM262 259V258H261ZM164 260V259H163ZM219 260V259H218ZM259 260V259H258ZM263 260V259H262ZM120 261V260H119ZM224 261V260H223ZM106 262H108V261H106ZM111 262V261H110ZM164 262V261H163ZM166 262V261H165ZM165 262H164V264H165ZM263 262H264V260H263ZM27 263V262H26ZM113 263L115 264L116 262H114L113 261ZM168 263V262H167ZM227 262H225L224 264H226ZM229 263H230V259H229ZM112 264V263H111ZM162 264V263H161ZM179 264H181V263H179ZM182 264H184V263H182ZM222 264V263H221ZM261 264H262V262H261Z\"/></svg>", "mask_w": 264, "mask_h": 264}]
</instances>
